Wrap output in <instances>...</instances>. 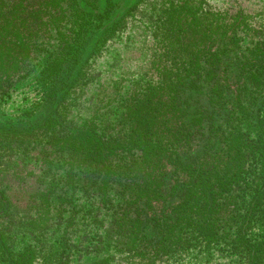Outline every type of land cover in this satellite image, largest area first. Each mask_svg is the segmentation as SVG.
<instances>
[{"label":"trees","instance_id":"trees-1","mask_svg":"<svg viewBox=\"0 0 264 264\" xmlns=\"http://www.w3.org/2000/svg\"><path fill=\"white\" fill-rule=\"evenodd\" d=\"M124 1V3H122ZM139 0H0V80L19 71L32 39L56 34L40 75L42 98L17 138L48 123L63 126L59 109L84 65ZM210 18L182 6L173 43L183 60L124 105L127 133L109 139L90 125L52 138L67 156L69 175L89 168L105 200L112 184L124 197L115 229L130 251L157 260L200 241L211 247L234 233L243 264H264V43L239 55L247 16ZM133 161L116 165L122 154ZM11 202L0 186V220ZM32 249L15 252L0 227L1 264H37ZM96 259L86 264H109Z\"/></svg>","mask_w":264,"mask_h":264},{"label":"rangeland","instance_id":"rangeland-1","mask_svg":"<svg viewBox=\"0 0 264 264\" xmlns=\"http://www.w3.org/2000/svg\"><path fill=\"white\" fill-rule=\"evenodd\" d=\"M184 5L210 18L242 11L248 27L238 33L239 55L264 43V0L137 1L84 65L59 109L63 126L48 123L31 135L0 139V186L11 202L0 227L15 252L32 249L37 264H86L103 258L109 264H243L234 233L211 247L196 241L157 260L139 257L114 227L124 200L120 185L112 184L102 200L93 170L75 169L70 176L67 156L51 144L54 136L84 125L105 139L126 135L125 103L182 65L173 30ZM31 46L19 71L0 80V130L25 126L34 117L29 110L41 101L40 75L57 46L54 30L51 38L34 37ZM137 157L138 152H128L115 163ZM259 231L264 233V225L255 234Z\"/></svg>","mask_w":264,"mask_h":264}]
</instances>
